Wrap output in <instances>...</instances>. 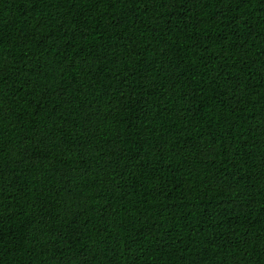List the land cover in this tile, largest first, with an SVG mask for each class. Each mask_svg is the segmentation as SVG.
Returning a JSON list of instances; mask_svg holds the SVG:
<instances>
[{
    "label": "trees",
    "instance_id": "trees-1",
    "mask_svg": "<svg viewBox=\"0 0 264 264\" xmlns=\"http://www.w3.org/2000/svg\"><path fill=\"white\" fill-rule=\"evenodd\" d=\"M0 264H264V0H0Z\"/></svg>",
    "mask_w": 264,
    "mask_h": 264
}]
</instances>
